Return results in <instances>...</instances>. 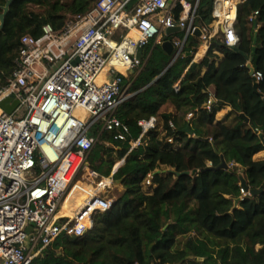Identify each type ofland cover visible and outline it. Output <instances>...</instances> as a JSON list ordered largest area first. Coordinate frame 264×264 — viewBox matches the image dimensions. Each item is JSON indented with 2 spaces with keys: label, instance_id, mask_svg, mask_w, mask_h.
<instances>
[{
  "label": "trees",
  "instance_id": "obj_1",
  "mask_svg": "<svg viewBox=\"0 0 264 264\" xmlns=\"http://www.w3.org/2000/svg\"><path fill=\"white\" fill-rule=\"evenodd\" d=\"M6 2L0 0V15ZM96 2L15 0L0 29V86L16 71L24 36L41 37L47 25L60 31L68 14L85 15ZM213 6L214 0H199L195 26L213 22ZM181 10L179 5L177 18ZM256 11L257 20L250 22ZM235 32L240 35L238 45L228 47L216 36L200 63H192L201 45L198 36L188 37L172 65L177 50L170 55L160 44L147 46L143 67L132 80L133 96L116 114L129 128L127 140L103 133L88 158L90 169L104 178L125 160L114 176L116 181L124 178L125 191L112 209L95 217L89 234L60 236L30 264H155L149 247L155 244L153 251L159 256L168 249L160 246L169 243L168 237H175V242L157 264H264V191L244 196L240 180L242 173L249 190H264V160L254 159L264 149L258 134H264V0L239 5ZM125 34L118 33L115 41ZM171 35L184 37L182 32ZM171 35L166 40L172 41ZM249 63L263 74L259 93L245 66ZM184 74L186 79L180 81ZM211 89L216 102L209 111ZM171 106L177 114L164 111ZM226 106L235 114L234 123H215L216 114ZM192 112L195 118L185 123ZM151 117L158 119L157 127L130 151V142L142 133L139 121ZM171 121L176 130L170 128ZM187 126L192 135L185 131ZM170 137L176 146L167 142ZM222 156L228 170L217 169ZM194 170L198 175L179 176ZM150 174L146 192L142 183Z\"/></svg>",
  "mask_w": 264,
  "mask_h": 264
},
{
  "label": "built area",
  "instance_id": "obj_2",
  "mask_svg": "<svg viewBox=\"0 0 264 264\" xmlns=\"http://www.w3.org/2000/svg\"><path fill=\"white\" fill-rule=\"evenodd\" d=\"M244 1L214 0L213 22L199 28L194 25L199 0H97L85 15L68 14L62 30L47 25L41 37L22 38L16 71L7 84L0 86V264H30L60 236L89 234L95 217L114 207L113 199L99 193L111 186L90 169L88 158L103 133L113 135L115 140L128 138L129 128L116 114L132 98V80L143 67L142 58H136L138 48L145 49L152 40L163 43L167 29L180 28L185 37L172 41L179 55L188 37L196 36L198 30L209 49L212 39L221 33L219 27L229 23L220 15L235 11L236 18L230 21L236 29L238 7ZM179 5L182 10L177 18ZM258 15L254 12L249 21L257 20ZM225 30L221 40L228 47L238 45L239 33L230 36ZM123 31L126 34L121 41H115ZM132 32L138 37L131 36ZM48 33L50 39L43 43ZM57 40L63 42L62 47L56 45ZM48 49L56 51L51 63L45 55ZM26 71L36 77L29 89L27 80L21 81ZM253 78L259 84L263 74L255 71ZM179 89L177 83L175 90ZM9 97L19 102L12 114L2 107ZM215 102L210 93L206 108L212 111ZM22 106L28 110L18 119L16 114ZM194 118L192 112L184 121L190 123ZM157 124L156 117L139 121L142 133L130 142V151ZM170 128L176 130L172 121ZM167 142L177 145L174 137ZM123 161L108 177L112 183ZM82 173V180L90 183L100 178L96 188L92 187L95 193L73 216L60 217ZM26 174H34V180L29 181ZM151 178V174L146 178L149 186ZM241 192L248 194L243 188Z\"/></svg>",
  "mask_w": 264,
  "mask_h": 264
},
{
  "label": "water",
  "instance_id": "obj_3",
  "mask_svg": "<svg viewBox=\"0 0 264 264\" xmlns=\"http://www.w3.org/2000/svg\"><path fill=\"white\" fill-rule=\"evenodd\" d=\"M15 0H7L6 2V5L2 8L3 9V13L0 15V29H2L5 25V22H6V16L8 15V13L10 12V8H11V5L13 4ZM181 29L180 28H172V29H167L166 30V34L167 35H171V34H174L176 32H180ZM220 31L222 34H225V27L222 25L221 28H220ZM196 36H201V31L198 30V32L196 33ZM256 43H257V35L255 36L254 38V53H256ZM162 47L163 49L170 55H172L174 52H175V47L173 45V42L172 41H169V40H166L164 41L162 44ZM143 48L140 47L138 48L137 50V54H136V58L138 60H140L142 58V54H143ZM179 55V52L177 51L176 54L174 55L170 65L173 64V62L177 59ZM248 69L250 70V74L251 76L254 75V72H255V69L254 67L251 65V63L248 64ZM254 89L257 93H259L258 91V86L259 84L255 81V78H254ZM261 96L263 97L264 99V95L261 94ZM19 105V102L17 100H15L13 97H9L7 98L6 100H4L2 102V107L5 109V111L8 113V114H12L13 111L15 110V108ZM242 118L246 119V123H250V120L244 115L242 114L241 115ZM186 132H188L190 135H192V131H191V128L190 126H187L186 129H185ZM258 132V131H257ZM259 136H260V139L262 141V144L264 145V134L263 133H260L258 132ZM207 141H210L209 139H207ZM125 160L123 161L122 165L124 164ZM229 165L228 163L226 162L224 156H222V164L217 168V169H225V170H228L229 169ZM199 173V170H194L193 172H184V173H181L179 174V176H183V175H189V176H196L198 175ZM240 180H241V187L244 189L245 192H247V196L249 197H254L256 195H259L261 194L264 190H249L248 188V184H247V180L245 179L244 175L241 173L240 174ZM118 183H123L124 182V178L121 179V180H118L116 181ZM241 199H238L236 200L235 202V208L238 207V203ZM155 247V244H152L150 247H149V253L150 255H153V249Z\"/></svg>",
  "mask_w": 264,
  "mask_h": 264
},
{
  "label": "rangeland",
  "instance_id": "obj_4",
  "mask_svg": "<svg viewBox=\"0 0 264 264\" xmlns=\"http://www.w3.org/2000/svg\"><path fill=\"white\" fill-rule=\"evenodd\" d=\"M131 36H133L134 38H136L134 35H131ZM167 36L168 35L164 32L163 33V39L166 40L167 39ZM220 36H222L221 33H220ZM170 39H172V41H174V40H180V41H182L183 40V38H181V36L180 37L179 36L176 37L174 35H171V38ZM154 41L155 40H152L150 43H152V42L155 43ZM201 43L204 44L203 41ZM146 49H147V47L144 49V52H145ZM65 59H66V57L63 58V59H61V60H59L58 62L59 63H62ZM51 71H54V67L51 68ZM27 110L28 109H27L26 106H22L21 109L19 110V112L16 114V118H18V119L24 118L25 114L27 113ZM106 144L108 146H110V144H108V143H106ZM257 156H259L258 158L264 159V149H262L260 151V154L257 155ZM96 164L98 165L99 162H97ZM118 164H120V162H118L115 165H118ZM162 174L163 175L166 174L165 171H164V169H162ZM82 176H83V173L81 174V176L78 177L77 181H80V183H78V185L73 188V190L71 191V196H75L76 195L75 193H81L80 196L85 195V194L91 196L92 193H95V190H93L92 187L93 188H96V185L95 184L97 182H99L100 178L95 179L94 180L95 183H90L87 180L86 181H83L82 180ZM25 177L29 181H33L34 178H35V175L34 174H26ZM146 180L147 179H145L144 182L142 183V187H143V190L144 191L149 192L150 191V189H149L150 186L147 185ZM104 181H105V183L110 184V179L109 178H106ZM110 185H111V188L110 189H108V188H105L104 189V192L105 193L103 191H101V190H99V193L102 194V192H103V196H107V197L113 199L114 201H116L119 198V196L122 195V193L125 191L124 185H123V183H118V182H115V183H112L111 182ZM168 238L170 240L168 244L160 245V246L168 247V249L166 251H163L161 253L162 255H165L168 252V250H170L171 246L174 244L175 239H176L175 237L174 238L173 237H168ZM155 251H153V256H154V259H155V264H157L160 261V258H161L162 255H159L158 256L155 253Z\"/></svg>",
  "mask_w": 264,
  "mask_h": 264
},
{
  "label": "bare ground",
  "instance_id": "obj_5",
  "mask_svg": "<svg viewBox=\"0 0 264 264\" xmlns=\"http://www.w3.org/2000/svg\"><path fill=\"white\" fill-rule=\"evenodd\" d=\"M220 17H221V20H223V22H225L226 18L229 19V23L227 25L224 24L223 26L225 27V29H227V31H228L227 33L230 34V36H234L236 34V32H235V29L232 28V22L230 20H235V18H236L235 11L226 10L224 12V14L220 15ZM132 33H134L137 36V34L135 32H132ZM49 39H50V34L48 33L42 42L44 43V42L48 41ZM62 44H63L62 41H60V40L56 41V45H58L59 47H62ZM55 53H56V51L52 50V49H48L45 52L46 59H47L48 63H51L54 61V59L56 58ZM121 70H123V69H121ZM25 79L27 80L26 84H29L27 86L28 89L32 88L36 83V77L34 76V74L31 71H26L23 74L21 81H23ZM111 182L112 181L110 180V184H111ZM101 195L103 196V192ZM89 197H90V195L85 194V195H82L76 199H73V198H71V193H70L58 215L60 217H62V216H73L76 213V211L81 206H83V204L88 200Z\"/></svg>",
  "mask_w": 264,
  "mask_h": 264
},
{
  "label": "crops",
  "instance_id": "obj_6",
  "mask_svg": "<svg viewBox=\"0 0 264 264\" xmlns=\"http://www.w3.org/2000/svg\"><path fill=\"white\" fill-rule=\"evenodd\" d=\"M220 28H221V26H220ZM181 32L184 33V37H185V32L182 31V30L180 32H176V33H181ZM131 35H134L137 38V36L134 33H131ZM219 37L221 38L220 35H219ZM163 41H164V39L161 40V42H163ZM201 42H202V40H201ZM154 44L155 45H157V44L161 45L162 43L155 42ZM208 50L209 49H208L207 45L201 43V45L199 46L196 54L193 56L192 63H200L205 58V56L207 55ZM143 54H144V50H143ZM143 54H142V56H143ZM219 55L222 57L221 54H219ZM218 64H219V61H218ZM185 79H186V76L184 74L180 81L185 80ZM178 83L180 85V82H178ZM210 91H211V93H213L214 90L211 89ZM164 111H168L169 113H172V114H177L176 109L174 107H172V106L164 108ZM234 120H235V114L232 113V109L230 107H228V106L222 108L215 116V123H219V122L224 121V122H226V124L232 125L234 123ZM259 154H260V152H258L254 156V159L255 160H264L262 158H258L259 156H257V155H259ZM75 194L76 195L75 196H71V198L76 199V198L80 197V195H81V193H75ZM165 255H162L161 257H163Z\"/></svg>",
  "mask_w": 264,
  "mask_h": 264
}]
</instances>
